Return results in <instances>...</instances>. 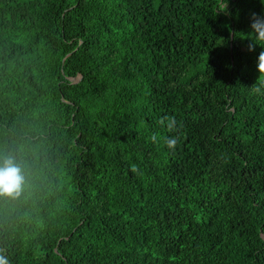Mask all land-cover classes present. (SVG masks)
I'll return each instance as SVG.
<instances>
[{
	"label": "trees",
	"instance_id": "1",
	"mask_svg": "<svg viewBox=\"0 0 264 264\" xmlns=\"http://www.w3.org/2000/svg\"><path fill=\"white\" fill-rule=\"evenodd\" d=\"M253 13L262 0H0V164L25 176L0 195L10 264H264Z\"/></svg>",
	"mask_w": 264,
	"mask_h": 264
},
{
	"label": "clouds",
	"instance_id": "2",
	"mask_svg": "<svg viewBox=\"0 0 264 264\" xmlns=\"http://www.w3.org/2000/svg\"><path fill=\"white\" fill-rule=\"evenodd\" d=\"M264 2V0H262ZM227 4L224 6L221 11H226ZM217 13V14H218ZM252 32L255 34L254 38H250L252 43L249 44L248 50L254 51L256 44H260L259 41H264V17L259 16L256 13L252 14V23H251ZM261 45V44H260ZM258 71L260 72V77L264 76V51H261L258 56ZM259 81V79H258ZM257 81V82H258ZM254 84L251 88L253 93L261 94L260 87ZM167 121V129L169 132L179 131L177 126L176 118L173 117H162L159 120L160 125H165ZM153 142L157 141V134H153L151 137ZM179 136L175 137H165L164 143L168 148L175 150L178 143ZM133 172H137L138 169L135 165L131 169ZM25 183V176L22 167L15 162V159L11 156L4 159L3 163L0 164V195L4 196H16L22 191L23 185ZM0 264H10L9 258L3 252H0Z\"/></svg>",
	"mask_w": 264,
	"mask_h": 264
},
{
	"label": "water",
	"instance_id": "3",
	"mask_svg": "<svg viewBox=\"0 0 264 264\" xmlns=\"http://www.w3.org/2000/svg\"><path fill=\"white\" fill-rule=\"evenodd\" d=\"M79 79H80V77H76V79H75V80H76V81H78Z\"/></svg>",
	"mask_w": 264,
	"mask_h": 264
}]
</instances>
